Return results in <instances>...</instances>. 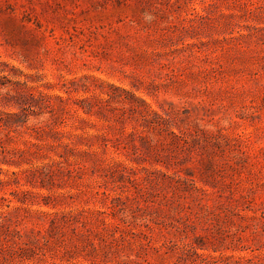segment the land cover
<instances>
[{"label": "rangeland", "instance_id": "1", "mask_svg": "<svg viewBox=\"0 0 264 264\" xmlns=\"http://www.w3.org/2000/svg\"><path fill=\"white\" fill-rule=\"evenodd\" d=\"M0 264H264V0H0Z\"/></svg>", "mask_w": 264, "mask_h": 264}]
</instances>
